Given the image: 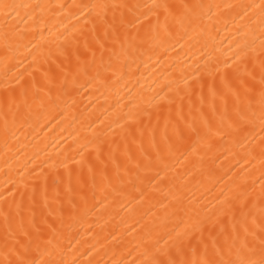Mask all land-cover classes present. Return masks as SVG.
I'll use <instances>...</instances> for the list:
<instances>
[{"label":"snow or ice","instance_id":"snow-or-ice-1","mask_svg":"<svg viewBox=\"0 0 264 264\" xmlns=\"http://www.w3.org/2000/svg\"><path fill=\"white\" fill-rule=\"evenodd\" d=\"M21 7L31 5L0 0V38L6 52L14 46L18 48L26 38L14 23ZM70 7L83 16V25L55 53L49 52L44 61L49 68L41 71L39 66L30 65L33 67L28 73L30 83L20 74L15 76L14 84L6 83L0 93L6 137L10 131L9 115L14 125L26 112L31 113L35 105L42 107L45 97L51 100V88L43 96L40 94L43 89L36 87L34 72H40L47 85L54 83L57 74L67 80L65 68L75 59L74 81L83 76L105 87L125 77L131 82L135 76L132 65L145 55L151 59L159 46L179 44L183 48L185 44L195 46V42L202 49L209 48V41L214 37L206 18L219 17L224 10H232L233 19L238 17L243 23L238 24L239 38L227 55H216L220 50L214 49L192 73L182 80L169 81L168 92L158 100L145 102L141 96L119 125V139L98 138L94 157L90 153L85 157L92 141L81 145L80 159L72 157L69 161L65 156L49 164L47 170L36 173L31 183L24 182L19 201L14 200L4 215L0 264H70L64 258L63 242L67 239L71 243L65 228L71 227L70 222L87 209L89 194L95 200L97 191L106 192L114 179L121 180L133 168L163 164L166 155L179 151L193 137L207 142L211 148L215 137L233 136L245 125H254L257 121L264 132V0L223 5L187 0L179 3L121 0L120 3L91 2ZM82 47L92 53L91 62L81 61ZM97 49L100 51L98 63ZM4 67L7 78L11 69L7 62ZM249 155L254 159L258 155L264 166V137L259 145L251 147ZM259 181L257 192L253 187L256 180L233 178L228 190L221 192L218 207L203 214L195 213L178 229L164 233L146 229L137 243L146 257L139 264H264V171ZM174 199L179 203L178 195ZM180 211L183 209L175 208L172 214L178 215Z\"/></svg>","mask_w":264,"mask_h":264},{"label":"bare ground","instance_id":"bare-ground-1","mask_svg":"<svg viewBox=\"0 0 264 264\" xmlns=\"http://www.w3.org/2000/svg\"><path fill=\"white\" fill-rule=\"evenodd\" d=\"M21 7L14 23L24 31L25 40L20 46L6 52L0 38V93L6 83H15V76L24 75L31 82L28 73L32 66L47 70L45 63L49 52L55 53L83 25V16L74 4L104 2L120 3L121 0H9ZM128 3H144L147 0H126ZM179 3L181 0H170ZM205 4H247L260 0H187ZM39 5L40 7H36ZM64 5V7H60ZM234 11L224 10L221 16L206 18L212 28L213 40L209 48L179 44L159 46L151 54L140 57L133 64L134 78L109 82L107 87L97 81L89 82L81 76L73 80L76 62L67 65V80L57 74L53 84L47 85L40 72H34L36 87L43 89L42 96L51 88V100L45 97L44 105H35L31 113L13 125L8 116L10 131L4 134L5 116L0 111V240L4 235V215L13 201H19L24 191L23 183H31V178L42 169L47 170L53 161L59 162L65 156L80 159L81 145L90 141L85 157L95 156L93 148L97 139H119L120 124L134 103L143 96L145 102L158 100L168 92L169 81L182 80L193 72L198 63L207 59L214 49L216 55L225 56L234 41L239 38L236 31L243 23ZM2 19V18H0ZM163 37H161V40ZM159 44V41L157 42ZM181 43H184L183 41ZM203 43V42H201ZM82 44V42H81ZM27 45V47H25ZM35 45V47H33ZM31 49V51H29ZM7 56V61H6ZM100 51L96 50L99 62ZM105 54V62H107ZM81 61L91 62L90 51L81 48ZM11 71L5 77V63ZM137 65H139L137 69ZM55 70V65H52ZM175 85H173L174 87ZM131 89V92L129 91ZM233 101L229 100V111ZM155 123V117H153ZM264 137L260 123L245 125L233 136H217L211 148L207 142L188 140L179 151L166 155L164 163L153 168H141L123 175L121 180H113L112 186L102 193L97 191L95 200L89 194L86 210L80 212L76 220L65 228L71 237L63 242L64 258L75 264H139L146 259L137 248L139 237L146 229L161 233L183 227V221L199 212L203 214L214 206H219L221 192L227 191L233 178L247 177L256 180L253 187L259 192L261 172L258 155H249L253 145H259ZM159 139V137H158ZM76 167L75 165H71ZM63 171V169H61ZM87 170L85 169V174ZM13 193H16L13 196ZM180 197L179 203L174 199ZM182 208L173 215L175 208ZM135 229V231H134Z\"/></svg>","mask_w":264,"mask_h":264}]
</instances>
